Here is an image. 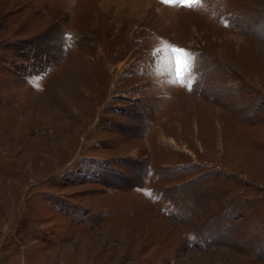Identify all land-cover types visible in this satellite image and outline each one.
I'll return each mask as SVG.
<instances>
[{
  "label": "rangeland",
  "instance_id": "1",
  "mask_svg": "<svg viewBox=\"0 0 264 264\" xmlns=\"http://www.w3.org/2000/svg\"><path fill=\"white\" fill-rule=\"evenodd\" d=\"M130 1L0 0V264H264V0Z\"/></svg>",
  "mask_w": 264,
  "mask_h": 264
},
{
  "label": "snow or ice",
  "instance_id": "2",
  "mask_svg": "<svg viewBox=\"0 0 264 264\" xmlns=\"http://www.w3.org/2000/svg\"><path fill=\"white\" fill-rule=\"evenodd\" d=\"M176 2L185 4L186 6H191L193 3H198L199 0H176ZM171 51L177 61L175 79L172 82L184 84V76L191 70L190 62L184 58V52L182 50L174 48ZM188 88L189 90L191 89V81L188 82Z\"/></svg>",
  "mask_w": 264,
  "mask_h": 264
},
{
  "label": "bare ground",
  "instance_id": "3",
  "mask_svg": "<svg viewBox=\"0 0 264 264\" xmlns=\"http://www.w3.org/2000/svg\"><path fill=\"white\" fill-rule=\"evenodd\" d=\"M131 2V5L133 4L132 0L130 1ZM141 3H138V5H140Z\"/></svg>",
  "mask_w": 264,
  "mask_h": 264
}]
</instances>
